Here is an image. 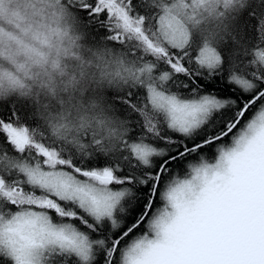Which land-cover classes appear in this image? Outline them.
Here are the masks:
<instances>
[{
    "label": "snow or ice",
    "instance_id": "snow-or-ice-1",
    "mask_svg": "<svg viewBox=\"0 0 264 264\" xmlns=\"http://www.w3.org/2000/svg\"><path fill=\"white\" fill-rule=\"evenodd\" d=\"M0 264H264V0H0Z\"/></svg>",
    "mask_w": 264,
    "mask_h": 264
}]
</instances>
